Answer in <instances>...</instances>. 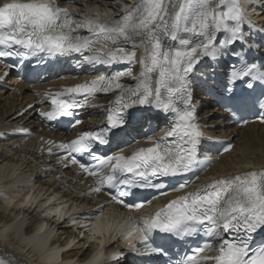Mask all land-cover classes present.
I'll use <instances>...</instances> for the list:
<instances>
[{"label": "snow or ice", "instance_id": "snow-or-ice-1", "mask_svg": "<svg viewBox=\"0 0 264 264\" xmlns=\"http://www.w3.org/2000/svg\"><path fill=\"white\" fill-rule=\"evenodd\" d=\"M219 3L220 0H137L135 5L125 6L118 17L99 13L75 17L57 0H4L0 3V62L11 69L16 58L75 54L81 58L78 62L88 66L128 65L56 92L51 100L54 109L42 115L47 120L71 117L73 109L90 102L98 93L115 92L107 126L85 131L70 143L61 142L58 148L63 156L59 158L64 167L75 165L97 177L95 192H101L106 181L107 188L118 190V195L110 193L114 201L139 210L151 201L127 202L123 198L138 195L131 189H164L165 178L202 172L208 166H202L199 160L202 133L189 106L190 74L202 58L216 61L228 55L239 56L230 46L244 40L245 12L239 0H229L226 10L217 12ZM82 30L87 34L80 35ZM221 32L227 34L222 42L217 40ZM141 46L144 51L137 59ZM136 64L140 65L138 74L132 70ZM258 73L255 64L229 66V86L222 98L234 114L249 107L250 94H233L230 85L247 77L246 86L251 88L252 80H264V73ZM123 78L136 83L129 85L122 82ZM139 106L174 113L175 122L159 138L154 134L148 138L146 142L152 146L140 147L125 156L120 149L122 143L128 142L121 141L120 133L114 130L124 132L125 125L131 127L138 122L142 114L129 110ZM260 108L264 109V101ZM261 120L264 122V115ZM79 123L73 121L74 125ZM114 142L115 154L105 156L93 151ZM84 154L94 163L84 162ZM105 169L107 174L101 175ZM191 182L181 181L174 191L183 190ZM155 232L162 234L164 243L171 239L190 245L177 264H264V171L217 179L188 192L144 218L122 238L128 240L138 233V241L146 250L167 254L163 244L150 243ZM130 247L139 251L135 243ZM206 251L210 254L203 255ZM0 264L9 262L0 259Z\"/></svg>", "mask_w": 264, "mask_h": 264}, {"label": "bare ground", "instance_id": "bare-ground-1", "mask_svg": "<svg viewBox=\"0 0 264 264\" xmlns=\"http://www.w3.org/2000/svg\"><path fill=\"white\" fill-rule=\"evenodd\" d=\"M128 1L133 2L134 0H124L121 3V8L129 6L130 3ZM212 3H214V0H212ZM100 10L97 9V11ZM18 107V98L3 96L0 93V132L24 120V117L15 118L19 112ZM29 124H31L30 118L25 121V125ZM232 133L234 132H228L225 136L229 137ZM5 147V145H2L0 149H4ZM233 153L232 155L223 157L220 163L211 170L210 175L225 176L250 169L257 170L264 168V126L253 124L238 132L236 147ZM21 155L29 157V159H19ZM31 160L36 161L37 157L30 150L19 152L17 156L0 150V174H2L0 175V185L5 180H13L17 171L21 173L32 172L35 177H39V174L35 172V163L30 164ZM11 182L8 184L10 188L0 191V199L4 202L0 204L7 207L0 206V210L3 211L1 212L4 213V215L0 213V259H4L9 264H58L60 253L63 250L57 249L52 253L43 252L45 244H41L40 239H46V242L54 239L56 246H65L68 243L67 238L71 233L66 231L64 234L66 236L61 237L57 232L55 224L45 218L49 216L47 212L39 213V221L37 219L34 220L33 216L36 217L37 215L35 214V216L29 208L34 207L39 201L41 192L35 191V188L23 187L19 180ZM19 185L20 188L17 187ZM43 185L45 186L39 187L40 191L47 189V186L57 188V185L51 183H43ZM21 189L22 191L20 192L19 190ZM5 201L7 204H5ZM42 207L43 205L40 206V209ZM8 209H12L13 212H8ZM25 224L27 227H25ZM61 229L63 228L61 227ZM34 230H36V234L33 238H26V235H29ZM1 247L10 248L13 252H3ZM92 250V248L73 250L62 255L61 258L65 261V264H70L71 259L83 262L91 255ZM18 258L20 261H18Z\"/></svg>", "mask_w": 264, "mask_h": 264}, {"label": "rangeland", "instance_id": "rangeland-1", "mask_svg": "<svg viewBox=\"0 0 264 264\" xmlns=\"http://www.w3.org/2000/svg\"><path fill=\"white\" fill-rule=\"evenodd\" d=\"M122 2L121 3H123L124 2V0H121ZM117 4H114L113 6H116ZM0 175H2V174H0ZM16 186V185H15ZM16 188V187H15ZM20 192L22 191V189L21 190H19ZM7 200V199H6ZM5 204H7V202L5 201ZM0 206H2V207H4V208H7L5 205H2V204H0ZM2 210H0V213H2L1 212ZM10 211H12V209H8V212H10ZM13 212V211H12ZM11 212V213H12ZM3 215H4V213H2ZM33 218H34V220L36 219L34 216H33Z\"/></svg>", "mask_w": 264, "mask_h": 264}]
</instances>
